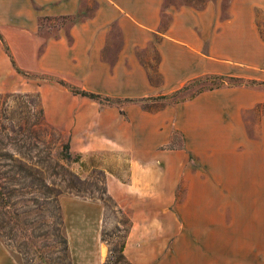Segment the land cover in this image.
I'll return each instance as SVG.
<instances>
[{
	"label": "crops",
	"instance_id": "1",
	"mask_svg": "<svg viewBox=\"0 0 264 264\" xmlns=\"http://www.w3.org/2000/svg\"><path fill=\"white\" fill-rule=\"evenodd\" d=\"M94 2L91 15L43 36L42 16L78 15L82 0H0L4 33L12 37V49L33 56L38 70L119 97L148 100L205 73L250 74L243 60L248 47L240 50L218 39L216 0L168 8L170 20L162 31L163 0ZM240 52V59L233 56ZM152 53L157 55L153 68ZM263 101L264 86L223 85L154 110L139 101L121 110L101 105L93 124L92 112L73 108L87 119L81 124L70 116L65 123L72 154L119 149L129 155L126 178L106 170L105 188L130 218L123 252L132 264H264V110L254 108ZM88 125L92 135L77 145ZM174 133H180L181 145ZM171 160H228L225 205L217 199L218 179L196 173L194 235L187 231L190 223L170 208L176 186L185 181L182 172H166ZM79 165L72 161L76 171ZM60 203L70 263L104 264L103 202L66 194ZM222 243L240 245L242 251L188 253L182 247ZM0 264L20 263L0 248Z\"/></svg>",
	"mask_w": 264,
	"mask_h": 264
},
{
	"label": "rangeland",
	"instance_id": "2",
	"mask_svg": "<svg viewBox=\"0 0 264 264\" xmlns=\"http://www.w3.org/2000/svg\"><path fill=\"white\" fill-rule=\"evenodd\" d=\"M206 0H163L159 31L168 24V8L184 3L201 6ZM83 7L78 15L42 16L39 19L41 35L56 33L58 27H67L74 19L92 14L94 0H82ZM216 15L219 22L218 39H227L236 48L247 46L243 57L250 64V74L226 75L205 73L186 82L169 93L157 94L148 100L119 97L103 92L101 97L91 98L75 90L92 91L82 84L49 71L38 70L33 56H26L19 48L12 49L10 34L3 29L2 3H0V244L13 254L20 264H71L65 242L63 216L60 198L71 194L97 200L105 187L106 170L126 178L129 155L124 150L102 149L72 154L69 131L66 122L70 116L84 124L86 117L76 110L92 112L91 123L96 120V109L109 105L120 109L127 102L139 101L147 109H158L167 103L187 99L195 93L223 85L264 86V0H216ZM8 32V31H7ZM14 43V42H12ZM6 47V48H5ZM154 60H149L153 68ZM247 68V67H246ZM96 92V91H94ZM109 99H105L104 97ZM257 110H264V101L257 104ZM75 115V116H73ZM115 120L114 113H108ZM254 119L252 123L255 124ZM89 121V124H91ZM109 132V130H108ZM106 132V133H108ZM76 142L82 143L84 136H91L88 125L82 129ZM177 145L182 144L180 133H174ZM68 143L69 147L64 145ZM171 145H174L171 143ZM69 151L70 157L66 156ZM179 157V156H177ZM80 162L79 171L72 167V161ZM188 159H193L189 151ZM185 161L184 166L173 162ZM228 160H171L166 172H182L185 181H180L170 204L176 216L182 214L189 222L188 233H195L196 201L198 183L196 173H212L218 179L220 205L226 204ZM179 166V167H178ZM69 171L85 181L76 187L68 186ZM104 203V202H103ZM224 208V207H223ZM173 216V215H172ZM126 218L107 201L103 217L104 242L112 252L108 264H127L119 257L118 247L123 240ZM101 233V236H102ZM219 236H226L221 230ZM186 252L239 253L240 245L203 244L182 246ZM251 250L254 246H250ZM253 251V250H252ZM108 255V253H107ZM107 258V256H106ZM105 258V259H106Z\"/></svg>",
	"mask_w": 264,
	"mask_h": 264
},
{
	"label": "trees",
	"instance_id": "3",
	"mask_svg": "<svg viewBox=\"0 0 264 264\" xmlns=\"http://www.w3.org/2000/svg\"><path fill=\"white\" fill-rule=\"evenodd\" d=\"M6 48V47H5ZM76 93H80L81 95H85V96H88V97H91V98H100L101 95L100 93L98 92H94V91H87V90H84V89H81V90H75ZM105 99H109L108 97H104ZM64 147L68 148L69 145L68 143H66L64 145ZM66 156L69 158L70 157V154H69V151L66 152ZM71 173V175H73V177L69 178L68 180V186L70 187H76L78 185V183H80L81 181H85V179H82L79 175H77L76 173L72 172V171H69ZM119 178H121L119 175H118ZM105 184V182H104ZM101 199H103V204H104V207L107 206V201L113 205L114 208H116V210L120 213L123 214V216H125L126 218V228H125V233H124V236H123V240L122 242L120 243L119 247H118V252H119V257L120 258H123L124 261L127 263V264H132L127 258L126 256L124 255V252H123V246H124V242H125V237H126V234H127V231L130 227V218L129 216L126 214V212H124L122 210V208L120 206H118V204L114 201V199L107 193L106 191V188L104 187L103 191H102V194L100 196ZM105 212V211H104ZM101 239L104 241V242H108V240L104 237L103 233H102V236H101ZM65 242H66V237H65ZM66 247H67V244H66ZM112 252V249L109 248V252H108V255H107V258L105 259L104 261V264H108V260H109V256Z\"/></svg>",
	"mask_w": 264,
	"mask_h": 264
}]
</instances>
